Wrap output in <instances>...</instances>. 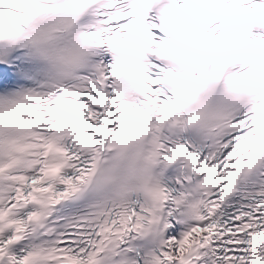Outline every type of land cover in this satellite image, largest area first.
I'll list each match as a JSON object with an SVG mask.
<instances>
[{"label": "snow or ice", "instance_id": "6c2138e0", "mask_svg": "<svg viewBox=\"0 0 264 264\" xmlns=\"http://www.w3.org/2000/svg\"><path fill=\"white\" fill-rule=\"evenodd\" d=\"M0 264H264V0H0Z\"/></svg>", "mask_w": 264, "mask_h": 264}]
</instances>
